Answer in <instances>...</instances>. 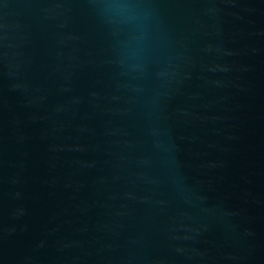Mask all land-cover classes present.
<instances>
[{
    "label": "water",
    "instance_id": "obj_1",
    "mask_svg": "<svg viewBox=\"0 0 264 264\" xmlns=\"http://www.w3.org/2000/svg\"><path fill=\"white\" fill-rule=\"evenodd\" d=\"M0 264H264V0H0Z\"/></svg>",
    "mask_w": 264,
    "mask_h": 264
}]
</instances>
